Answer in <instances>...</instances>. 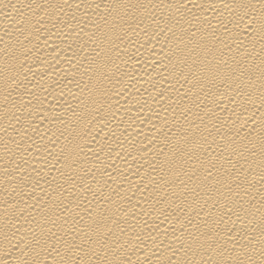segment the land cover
<instances>
[{"label": "bare ground", "instance_id": "1", "mask_svg": "<svg viewBox=\"0 0 264 264\" xmlns=\"http://www.w3.org/2000/svg\"><path fill=\"white\" fill-rule=\"evenodd\" d=\"M0 264H264V0H0Z\"/></svg>", "mask_w": 264, "mask_h": 264}]
</instances>
